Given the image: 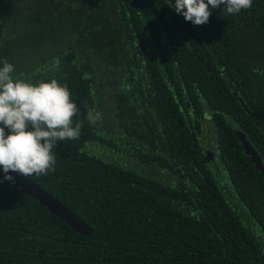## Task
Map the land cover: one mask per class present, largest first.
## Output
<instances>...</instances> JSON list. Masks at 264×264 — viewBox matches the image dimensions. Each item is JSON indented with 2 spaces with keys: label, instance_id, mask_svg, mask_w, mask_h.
<instances>
[{
  "label": "trees",
  "instance_id": "obj_1",
  "mask_svg": "<svg viewBox=\"0 0 264 264\" xmlns=\"http://www.w3.org/2000/svg\"><path fill=\"white\" fill-rule=\"evenodd\" d=\"M173 4L0 0V61L66 85L81 125L29 178L93 229L0 171V264H264V177L235 133L264 162V0L203 25Z\"/></svg>",
  "mask_w": 264,
  "mask_h": 264
},
{
  "label": "clouds",
  "instance_id": "obj_2",
  "mask_svg": "<svg viewBox=\"0 0 264 264\" xmlns=\"http://www.w3.org/2000/svg\"><path fill=\"white\" fill-rule=\"evenodd\" d=\"M253 0H174L171 6L194 25L209 22L211 9L222 8L236 15L251 8ZM211 6V9L210 7ZM0 167L3 179L15 183L10 172L25 177L47 175L55 171L53 148L58 141L76 140L81 125H73L78 108L66 85L56 79L33 83L13 78L14 65L0 61ZM89 123L102 114L89 109ZM7 129V132H6Z\"/></svg>",
  "mask_w": 264,
  "mask_h": 264
},
{
  "label": "water",
  "instance_id": "obj_3",
  "mask_svg": "<svg viewBox=\"0 0 264 264\" xmlns=\"http://www.w3.org/2000/svg\"><path fill=\"white\" fill-rule=\"evenodd\" d=\"M242 105L245 106L244 103H242ZM235 133L240 140L244 151L250 157L256 169L264 177V162L260 154L253 147L248 138H246L243 131L236 129ZM205 153L207 160H211L213 158V151L210 149H206ZM0 171L2 172V167H0ZM10 174L15 178V183H13L14 187L19 188L23 194L34 198L39 205L46 207L51 214L59 217L63 222L69 225L72 230L85 237H90L93 234V229L75 212H73L72 209L66 207L65 204H63L57 197H54L50 191L44 190L39 184L31 180L29 177H25L16 172H10Z\"/></svg>",
  "mask_w": 264,
  "mask_h": 264
},
{
  "label": "rangeland",
  "instance_id": "obj_4",
  "mask_svg": "<svg viewBox=\"0 0 264 264\" xmlns=\"http://www.w3.org/2000/svg\"><path fill=\"white\" fill-rule=\"evenodd\" d=\"M106 154V156L108 157V160H113V155L110 153H103Z\"/></svg>",
  "mask_w": 264,
  "mask_h": 264
}]
</instances>
